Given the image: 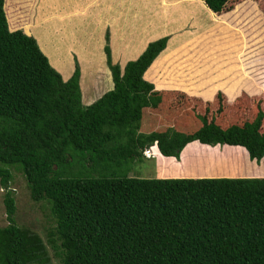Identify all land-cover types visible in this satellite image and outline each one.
Returning a JSON list of instances; mask_svg holds the SVG:
<instances>
[{
    "label": "trees",
    "instance_id": "16d2710c",
    "mask_svg": "<svg viewBox=\"0 0 264 264\" xmlns=\"http://www.w3.org/2000/svg\"><path fill=\"white\" fill-rule=\"evenodd\" d=\"M40 1L38 14H43L48 6ZM173 1L118 0L115 58L120 56L119 46L125 58L140 52L147 19L170 21L153 27L151 37L181 30L189 22L214 49L206 53L202 45L190 44L185 30L150 42L122 69L107 43L115 86L86 106L79 64L65 81L35 37L10 28L6 0H0V181L6 189L3 201L9 221L0 226V264H50V249L62 264H264V177L129 176L133 162L142 161L143 150L154 143L164 155L176 158L192 146L207 149L217 144L235 145L224 147L236 150L231 155L235 164L247 151L251 159L264 157V70L256 90L261 96L241 93L229 101L218 91L213 100L196 98L200 107L203 102L217 105L216 112L209 118L204 106L206 111L198 113L201 122L180 128L175 126L178 116L188 113L179 102L184 93L154 91L144 75L160 55L148 74L160 82L157 86L196 91L210 84L231 91L236 84L228 86L224 76L240 67L229 66L238 55L236 45L249 42L252 48L241 68L264 61L250 60L264 36L256 1L245 0L240 6V0ZM257 1L264 8V0ZM46 27L34 29V35L39 38L45 32L49 37L51 62L58 67L68 64L69 51L77 50L81 86L87 89L86 70L107 69L105 64L83 57L86 52L73 34L54 38ZM100 40L92 37L91 46L97 47ZM173 61L164 76L155 75ZM211 69L225 72L211 76ZM60 71L67 76L68 69ZM98 75L101 81L104 76ZM175 100L178 104L173 105ZM193 141L202 144L186 146ZM216 164L221 172L222 164ZM12 168L24 174L31 198L50 206L56 223L46 240L14 216Z\"/></svg>",
    "mask_w": 264,
    "mask_h": 264
},
{
    "label": "rangeland",
    "instance_id": "374dc122",
    "mask_svg": "<svg viewBox=\"0 0 264 264\" xmlns=\"http://www.w3.org/2000/svg\"><path fill=\"white\" fill-rule=\"evenodd\" d=\"M243 1L245 0L238 1L237 5L239 4L240 6L243 3ZM255 1H256L255 4L257 5L258 10H260L264 18V8H261V6L258 5L257 0ZM40 2H41L40 0H6L5 12H6L8 21H9L10 28L12 30L22 28L23 30L31 34L36 35L34 29L40 27V28H43V30L45 31L47 28L46 27V24H47L51 28L50 32L54 35V38L56 37L60 38L63 35H66L67 33L73 34L74 42L75 40L77 41L76 45L77 46L78 44L81 45L86 52L83 57H87V59H89L90 61L92 60L90 58L94 57L95 62L102 61V63L105 64L107 68V69H92V70L87 69L86 70L85 78L87 81L88 88L85 89L84 91H85V95H88V94L91 95L92 93H94L97 87L98 88L102 87L106 83V81L110 80L109 79L111 78L110 75L112 76L111 69L107 63V55L105 53L106 52L105 46L107 43L110 44L111 53L113 55V49H114L113 42L115 40L114 35L117 36L120 34L116 32L113 29V27L110 26L109 23L105 25L103 30L99 31L97 29L95 32V36H93V34L87 31V26L91 25L94 21L96 23L99 21L97 19L98 16L100 15L99 12L103 14L106 12L104 9H102L101 11L98 10L97 6L102 5V0H80V1L43 0L44 4L48 6V9H46V11L48 12L45 14H38V6ZM176 3H177V0H176ZM63 4L64 6L62 7L61 5ZM250 5L251 3L248 6ZM105 16L106 14L102 16V19ZM75 17H78V18H75ZM10 18H12V22L10 21ZM160 19H162L161 22L168 23L167 20H163V18H160ZM155 23H157L156 19H155ZM178 32H180V30H178ZM102 33H103V37H101ZM107 34L109 35V41H107V37H106ZM166 36H169V35H166ZM89 37L101 38V40L98 41V43L96 44L97 47L91 46L90 40L88 39ZM44 39L46 40V42H48V44L50 43L49 37L47 36L45 32H43V35L38 38V41L41 40L43 42ZM124 40H126V37ZM263 40H264V36H263ZM259 42L262 43V41L260 40ZM49 47H50V44H49ZM211 47L214 49V46H211ZM236 48L238 50V55L237 57H235V59L232 60L233 62H231L229 66L232 68V64H233V65H239L240 67L239 68L233 67V69H230L231 72L235 71L232 73L234 74V76L237 74V77L233 78L230 72L228 74V82L230 84L234 82L237 85V84H246V81L248 80L260 79L262 76V73H257L254 71V69L241 68L242 61H244V59L247 58L251 53L249 43H243L240 45H236ZM118 50H119L120 56L117 59L115 58V56H113V58H114L115 64H119L121 68L123 69L134 58L133 57L125 58L124 49H118ZM62 52H63L62 54H64L63 50ZM263 53L264 51L261 52L260 50L259 52L254 51V53L251 55L253 59H250V60L257 61L261 59L262 57H264ZM68 54L71 55V57L73 55V59L69 57V59L67 60L68 64L69 65L74 64L76 67L78 63L80 65V70L82 71V64H81L82 61H80V57H78L79 52L75 50L74 48H71ZM139 56H136L135 59H137ZM193 59H192V64H193ZM122 61L126 63L123 65ZM258 64H264V61L259 62ZM71 70L73 71L75 69H71ZM165 70L166 68L161 67L155 70V75L164 76ZM172 70L174 71L176 69H172ZM149 71L147 70L145 73V80L149 83H152L154 86V83L156 84L155 76L154 78H151V76L148 75ZM218 71L225 72L224 69H218ZM98 74L104 76L101 81L99 80ZM151 74H154V72H151ZM230 77H232L233 79H231ZM235 80L238 82H235ZM228 82L227 84L229 86ZM168 88H171V87H168ZM154 91H157L159 93H164L165 91H178V90L157 89L154 86ZM189 91L190 90H188V92L183 91V90L181 91V93H184L185 98L181 99V101L179 102H181L180 105L188 107L186 109L188 113H184V115L178 116V118H180V121L177 120L178 123L175 124V126L179 128L185 125H188L190 122H195V121L201 122V119L199 118V115L201 114H198V113L199 112L204 113V111H206L204 110V106L208 107L209 112L207 111V116L209 118H211L214 112H216L214 110L217 105L213 106L211 103L206 104L203 102V107L202 106L200 107L199 106L201 105L199 103L200 101L196 100V98H202V97L197 94H189V93H198L201 90L200 91H190V92ZM248 96L250 98L252 97L256 98L261 95L257 94L254 96H250V95ZM203 100L207 101L206 99H203ZM176 104L178 103L175 100L173 105H176ZM254 104H255L254 109H256V104H258V100H255ZM213 107L215 108L213 109ZM262 107L264 109V103H262ZM211 111H213L212 114H211ZM195 143H200V142L194 141L190 144L195 145ZM224 147H230V146L224 145L223 147H218L215 145L213 147H208L207 149H205L201 146L195 145L194 147L192 146L188 148L187 150H185L184 152H181L179 158H176V157L175 158H162L159 155H153V153L151 152L150 157H147L144 155L145 158H143L142 161L133 162L134 164L131 170L129 171V176L153 178V177H175L176 175H181L183 177H191V176L194 177V176H208V175L213 176V175H217L218 173L223 174V175L234 174L235 176H237L239 175V172L251 173V170H249V168H251L252 165H256L257 162H258V165H257V168H255V170L258 171L257 173H261L260 168L264 167V163L262 162L261 164L260 162L261 160L257 161L256 159H251L249 155H244L242 153L243 160H237V163L235 164L234 162H232L233 160H232L231 155L236 150L232 152V151H229L228 149H225ZM248 156L249 158H247ZM228 158H229V161L227 160ZM223 159H226V161H224ZM216 163L222 164L221 172H218ZM12 172H13V178L11 180L10 187L11 189L14 190V196H15V201H16V206H17L16 215L14 214V216L16 217V220L20 225L31 227L32 229L40 233L41 236L46 240L48 229L53 227L56 223L54 218L51 215L50 206L48 202L45 200L35 201L31 198L30 191L27 185V181L22 171H20L18 168H12ZM5 192H6V189L3 187L0 181V226H5L9 223L8 218H7L8 214L6 211L5 203L3 201ZM50 255L52 257V261L50 264H62L59 256L55 254L54 250L50 249Z\"/></svg>",
    "mask_w": 264,
    "mask_h": 264
},
{
    "label": "crops",
    "instance_id": "0c3cea01",
    "mask_svg": "<svg viewBox=\"0 0 264 264\" xmlns=\"http://www.w3.org/2000/svg\"><path fill=\"white\" fill-rule=\"evenodd\" d=\"M110 1H112V2H109L108 3L107 0H102V5H98L97 6L99 11H101L102 9H104L106 11L104 14L101 13V12H99V14L102 15V16L106 14V16L103 19H102V16H99L97 18L99 20L97 23L94 21L91 25L87 26V31L90 32L91 34H93V36H95V32H96L97 29L99 31L100 30H103V28L105 27V25L107 23H109L111 27H113V26H115L117 24V14L115 15L114 14L115 13L114 11H115V9L118 6V0H110ZM173 2H176V0L173 1ZM47 12L48 11H45L43 14H45ZM110 14H112V16L109 19H107L108 18V15H110ZM150 21H152V22H150ZM156 22H157V20H156ZM146 23H147V25H143V28H142L143 35L142 34L140 35L141 38H144L143 41H140L141 43H143V45L141 47L140 52L137 55H134L133 56L134 59L136 58V56H139L146 49L147 45L151 41H154L155 39L160 38L162 36H166V35H169V39H170L172 34H173V36L174 35H177V34H182V33L186 32L185 30H188L187 32H189V36L187 37V42H189L190 44H196V46H201L202 45L204 47L206 53L209 50L213 49L212 47H209V42H208V39L206 38L205 34H204V37H203L201 34H199V33L196 32V29L195 30L191 29V27H190L191 24L189 22L187 23V25H185V27L183 29L180 30V32H178V30H176V31L175 30H173V31L170 30V31H168V32H166V33H164L162 35L156 36V37H151V35H150V33L155 30V29H153V27H156L157 29H159V27H160L161 24H170V21H168V23H161V22L155 23V19H147L146 20ZM27 33H29V32H27ZM29 34H31V33H29ZM102 37H103V33H102ZM91 38L92 37H89L88 39L91 40ZM38 43H39L40 47L42 48V50L48 55V57L50 59V53H51L50 52V47L49 46L46 47V45H48V42H46V40L44 39L43 42L41 40H39ZM137 43L138 42H135L134 45L136 46ZM258 46H259V48H257L256 50H253V53H254V51H258L259 52V50L262 49V48L264 49V42L260 43L258 41ZM118 49H122V48H120V46H119ZM250 49H252V48H250ZM175 52L177 53V50L176 49H175ZM250 52H251V50H250ZM113 53H114V49H113ZM62 55H64V54H62ZM113 56H114V54L112 55V58H113ZM159 56L160 55H158V57ZM78 57H79V55H78ZM194 57H193L194 58L193 60L197 59L198 54H195ZM71 58L73 59V55H72ZM259 58H261V57H259ZM259 58H257V59H259ZM156 59L154 60V62H156ZM250 59H253V58L251 57ZM50 61H51V59H50ZM91 62H95V58L94 57L92 58ZM154 62L151 64V67L148 69V71L152 68ZM125 63L126 62H123V65ZM174 64L175 63L173 61L172 64H170L169 66L166 67V63H164L162 65V68L173 67ZM52 65L62 74L64 80H67L72 75V73H73L74 70L72 71L71 69H75L76 68L74 64H72V65L63 64L62 65L60 63L59 64L60 67H58L54 63H52ZM61 69L62 70L63 69H68L67 76H65L60 71ZM251 69H254V71L257 72V73H262L261 70H264V64H258V63H256L254 65V68H251ZM248 71H250V70H248ZM210 72H211V76L220 75L218 69H211ZM81 75H82V71H81ZM110 77L112 79L109 78L110 80L106 81V83L102 87H99V88L97 87V89L91 95H89V94L88 95H85V91L83 90V88L81 86V88H82V100H83V103L84 104H90V103L94 102L96 99H98L99 97H101L106 91L111 90L114 87V81H113V77L111 75H110ZM227 77L228 76H224V78H227ZM253 80H255V81H253ZM253 80L246 81V84H237V85L233 86V87H235L234 89L231 88V91L224 90V89H221V88L215 89L210 84H205L206 87L197 88L196 91H200L201 90L200 92H198V93H189V94H197V95H200L203 99L211 100V99H213V97L217 93V91L221 90V91H223L225 93V95L227 96V98H228L229 101L235 100L241 93H246L247 95H250V96H254V95H257V94L262 95L260 92L256 91L257 90V87H259L258 84H259V81H261V78L260 79H253ZM159 83L160 82H158L156 84L154 83V86L157 89H173V90H180V91L183 90V91L188 92V90H186L185 88H183L184 86L171 87V88L161 87V86L159 87V86H157V84H159ZM80 84H81V78H80ZM229 85H230V83H229ZM95 88H96V86H95ZM190 91H192V90L190 89ZM247 154H248V152H247ZM160 156L162 158H175L173 156H164L163 154H161ZM247 158H249V156ZM260 162H261V164H262V162L264 163V157L261 159ZM257 165H258V162H257L256 165H252V167L249 168V170H251V173H248V172H239V175H237V176H235L234 174H231V175H223V174H219L218 173L217 175H213V176H209L208 175V176H194V177H221V176H227V177H264V171H263L264 170V167L263 168L258 167V168L261 169L260 171L263 174L262 175L261 173H257L258 171L255 170V168H257ZM175 177H183V176L176 175Z\"/></svg>",
    "mask_w": 264,
    "mask_h": 264
},
{
    "label": "clouds",
    "instance_id": "9594fccd",
    "mask_svg": "<svg viewBox=\"0 0 264 264\" xmlns=\"http://www.w3.org/2000/svg\"><path fill=\"white\" fill-rule=\"evenodd\" d=\"M203 1H204V0H203ZM206 4H207V3H206ZM207 5H208V4H207ZM18 29H22V28H18ZM22 30H23V29H22ZM23 31H24L26 34L35 37L36 40H37V42H38V38H37L35 35H33V34H29V33H27L25 30H23ZM163 37H164V36H163ZM154 41H155V40H154ZM151 42H152V41H151ZM38 44H39V43H38ZM167 44H168V43H167ZM148 45H149V44H148ZM148 45H147V47H148ZM39 46H40V45H39ZM147 47H146V48H147ZM40 48H41V47H40ZM41 50H42V48H41ZM145 50H146V49H145ZM145 50H144V51H145ZM42 51H43V50H42ZM144 51H143V52H144ZM43 52H44V51H43ZM143 52H142V53H143ZM44 53H45V52H44ZM142 53H141V54H142ZM45 54H46V53H45ZM141 54H140V55H141ZM46 56L48 57L47 54H46ZM157 57H158V56H157ZM157 57H156V58H157ZM48 58H49V57H48ZM138 58H139V57H138ZM156 58H155V59H156ZM135 60H136V59H135ZM49 61H50V59H49ZM153 62H154V61H153ZM50 63H51V61H50ZM51 65H52V64H51ZM52 66H53V65H52ZM79 66H80V65H79ZM150 66H151V65H150ZM150 66H149V67H150ZM53 67H54V66H53ZM54 68H55V67H54ZM55 69H56V68H55ZM123 69H124V68H123ZM56 70H57V69H56ZM147 70H148V69H147ZM147 70H146V71H147ZM57 71H58V70H57ZM74 71H75V70H74ZM74 71H73V73H74ZM80 72H81V70H80ZM73 73H72V74H73ZM145 73H146V72H145ZM145 73H144V75H145ZM61 75H62V74H61ZM71 76H72V75H71ZM71 76H70V77H71ZM62 77H63V76H62ZM70 77H69V78H70ZM112 77H113V76H112ZM69 78H68V79H69ZM80 78H81V74H80ZM63 79H64V78H63ZM68 79H67V80H68ZM65 81H66V80H65ZM113 81H114V80H113ZM114 86H115V83H114ZM80 87H81V84H80ZM113 88H114V87H113ZM113 88H112V89H113ZM112 89H111V90H112ZM81 91H82V88H81ZM108 91H109V90H108ZM108 91H106V92H108ZM219 91H221V90H219ZM106 92H105V93H106ZM105 93H104V94H105ZM104 94H103V95H104ZM103 95H102V96H103ZM102 96H101V97H102ZM101 97H99V98H101ZM99 98H98V99H99ZM98 99H96V100H98ZM96 100H95V101H96ZM95 101H94V102H95ZM82 102H83V100H82ZM94 102H92V103H94ZM92 103H90V104H86V106H87V105H91ZM83 104H84V103H83ZM84 105H85V104H84ZM193 142H194V141H193ZM190 143H192V142H190ZM190 143H188L186 146H188ZM201 144H202V143H201ZM206 145H209V144H206ZM221 145H222V144H217L216 146L221 147ZM225 145H228V144H225ZM186 146H185V147H186ZM210 146H215V145H210ZM223 146H224V145H223ZM229 146H235V145H229ZM185 147H184V148H185ZM242 147H243V146H242ZM156 150H157V151H156ZM182 151H183V150H182ZM182 151H181V152H182ZM246 151H247V149H246ZM151 152L153 153V155H159V156H160L161 154H163V153L161 152V150L159 149L157 143H154V144H152V145L146 147V148L143 150V154H144L145 156H147V157H150V156H151ZM181 152H180V153H181ZM247 152H248V151H247ZM160 153H161V154H160ZM248 154H249V153H248ZM163 155H164V154H163ZM145 156H144L143 158H145ZM164 156H166V155H164ZM173 157H175V156H173ZM221 177H227V176H221Z\"/></svg>",
    "mask_w": 264,
    "mask_h": 264
}]
</instances>
